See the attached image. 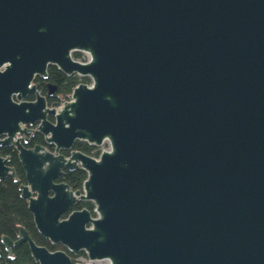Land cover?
<instances>
[{
  "label": "water",
  "instance_id": "obj_1",
  "mask_svg": "<svg viewBox=\"0 0 264 264\" xmlns=\"http://www.w3.org/2000/svg\"><path fill=\"white\" fill-rule=\"evenodd\" d=\"M49 66L90 84L47 107L33 81ZM34 125L54 153L20 144ZM77 141L109 150L59 155ZM0 146L37 232L72 255L264 264V0H0ZM7 161L0 180L16 179ZM75 169L72 192L58 179ZM83 201L92 214L63 218ZM17 230L7 258L27 244L37 264H71Z\"/></svg>",
  "mask_w": 264,
  "mask_h": 264
},
{
  "label": "trees",
  "instance_id": "obj_2",
  "mask_svg": "<svg viewBox=\"0 0 264 264\" xmlns=\"http://www.w3.org/2000/svg\"><path fill=\"white\" fill-rule=\"evenodd\" d=\"M37 81L38 80H35V83ZM47 81L56 84L59 93L64 96L69 95L72 89L78 84L90 83L88 78L68 77L54 66H49L47 69ZM32 144H43V139L37 134ZM85 147L88 149H84ZM74 149L84 154H90L91 150V148L83 142H76ZM6 154L10 155V162L8 165L14 167L19 182H15L14 179L10 177L0 180V251L3 252L1 237L7 236L15 240L17 238V227L19 226L27 231L28 235L37 246L46 247L49 251L62 250L63 247L60 245H51L48 240L42 238L37 232L32 215L28 211L27 203L20 197L19 185L23 182V175L17 157L15 152L11 149H0V155ZM85 179L86 173L78 169L71 172L66 171L60 181L65 182L73 189H80ZM82 208H84V205L78 207V209ZM92 208L93 206L89 204L88 209L92 211ZM6 264H33L27 244L16 247L13 250V259L6 260Z\"/></svg>",
  "mask_w": 264,
  "mask_h": 264
},
{
  "label": "flooded vegetation",
  "instance_id": "obj_3",
  "mask_svg": "<svg viewBox=\"0 0 264 264\" xmlns=\"http://www.w3.org/2000/svg\"><path fill=\"white\" fill-rule=\"evenodd\" d=\"M71 57H72V59L73 60H77L78 58H82L83 57V54L81 53V52H76V53H72V55H71ZM72 76H75V75H72ZM72 76H68V77H72ZM75 77H78V76H75ZM79 78V77H78ZM35 80H38L36 83H35ZM33 84L35 85V87H36V90L38 91V93L41 95V96H43L44 98H45V102H46V105H47V107H51L53 104H57L58 106H60L61 105V103L64 101V100H67V97L71 94H69V95H62V94H60L59 93V91H58V87H57V85L56 84H54V83H51V82H48L47 81V76H46V78H43V77H35L34 78V81H33ZM47 85H51V86H53L54 88L51 90V91H49V89L47 88ZM50 92H51V94H50ZM72 92V91H71ZM35 100V97L33 96V95H30V96H28L26 99H25V101H34ZM50 121H52V119L49 117L48 118ZM26 129L27 130H29L30 132H27V133H25L22 137H21V139H20V144L24 147V148H26V149H31V148H33L34 146H37V145H39V146H43V147H45L47 150H49L50 152H52V153H54V146L53 145H49V144H46L45 143V141H44V138H43V136L41 135V134H39L37 131H36V125H34V126H27L26 127ZM40 135L41 136V138L43 139V144H32L33 143V141H34V138H35V136L36 135ZM77 142H80V141H77ZM76 143V142H75ZM75 143H74V145H73V147H72V149L71 150H69V151H67V150H60L59 151V155H61V156H63L65 159H69L70 157H71V153L73 152V151H78V150H75L74 149V147H75ZM83 143H85V142H83ZM87 145H88V147H90L91 148V150H90V154H85V155H87V156H89V157H91V158H93V159H98L99 158V156H100V154H99V150H100V147L99 146H94V145H90V144H88V143H86ZM87 147H85L84 149H86ZM0 149H11V150H13V152H15V155H16V157H17V161H18V163H19V160H18V155H17V151H16V148L14 147V146H0ZM88 149V148H87ZM80 152V151H79ZM82 153V152H81ZM84 154V153H83ZM0 157H3V158H8V161H7V163H6V165L8 166V167H11V168H13V170H14V172H15V177H16V179H14V178H12V177H10V176H8V177H10V178H12V179H14V181L15 182H19V180H18V178H17V175H16V171H15V169H14V167H12V166H10V165H8L9 164V162H10V155H0ZM19 166H20V168H21V171H22V175H23V182L22 183H20V185H24L25 184V174H24V171H23V169H22V167H21V165H20V163H19ZM75 170H78V169H75ZM71 172V171H68V170H63V175H64V173L65 172ZM72 171H74V170H72ZM62 175V176H63ZM62 176L58 179V182H62V181H60L61 180V178H62ZM7 178V177H6ZM62 183H65V182H62ZM66 184V183H65ZM20 185H19V187H20ZM68 185V184H67ZM69 186V185H68ZM69 188L72 190V192H75V191H77V190H79V189H73V188H71L70 186H69ZM24 200V199H23ZM26 201V200H25ZM26 203H27V201H26ZM89 204H91L92 205V203H90V202H77L76 204H75V206L71 209V211H69L68 213H66V214H64L63 215V218H66L67 217V215L70 213V212H72V211H75V210H82V209H87L91 214H92V211H93V208H92V211H90L89 209H88V205ZM84 205V208H82V209H78V207H80V206H83ZM93 206V205H92ZM20 227V226H19ZM23 228V227H22ZM26 231V230H25ZM27 232V231H26ZM28 234V233H27ZM29 236V235H28ZM7 237V236H6ZM30 237V236H29ZM9 238V237H8ZM10 239V238H9ZM18 239V230H17V238L15 239V240H12V239H10L11 241H16ZM32 240V239H31ZM33 241V240H32ZM22 245V244H21ZM52 245V244H51ZM3 246V245H2ZM54 246H57V245H54ZM61 246V245H60ZM62 247V246H61ZM16 247H14V248H12V257L11 258H7V252L5 251V249H4V247H3V252H1L2 253V256H3V260H4V262H5V264H6V260H12L13 259V250L15 249ZM46 248V247H45ZM47 249V248H46ZM48 250V249H47ZM55 251H63V252H65L68 256H69V258H70V260H71V264H75V261L77 260V259H79V258H81V257H86L85 256V254L83 253V252H80L78 255H72L70 252H68L64 247H63V249L62 250H54V251H50V252H55ZM82 254H84V255H82ZM0 262H1V259H0ZM32 262H33V264H37V263H35L34 261H33V259H32Z\"/></svg>",
  "mask_w": 264,
  "mask_h": 264
},
{
  "label": "built area",
  "instance_id": "obj_4",
  "mask_svg": "<svg viewBox=\"0 0 264 264\" xmlns=\"http://www.w3.org/2000/svg\"><path fill=\"white\" fill-rule=\"evenodd\" d=\"M83 57L82 59H77V62L80 63H86L89 61V55L87 53H82ZM99 154L101 155L103 151H108L109 150V144L108 142H103L100 146ZM104 262H93L90 261L87 257H81L75 261V264H103Z\"/></svg>",
  "mask_w": 264,
  "mask_h": 264
},
{
  "label": "rangeland",
  "instance_id": "obj_5",
  "mask_svg": "<svg viewBox=\"0 0 264 264\" xmlns=\"http://www.w3.org/2000/svg\"><path fill=\"white\" fill-rule=\"evenodd\" d=\"M78 59H82V58H78ZM89 84H90V83H89ZM89 84H88V85H89Z\"/></svg>",
  "mask_w": 264,
  "mask_h": 264
}]
</instances>
